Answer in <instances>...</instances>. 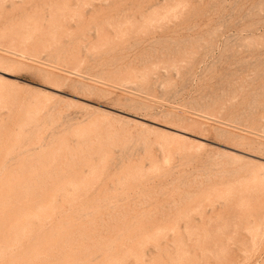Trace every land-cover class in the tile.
Wrapping results in <instances>:
<instances>
[{
	"label": "rangeland",
	"instance_id": "rangeland-1",
	"mask_svg": "<svg viewBox=\"0 0 264 264\" xmlns=\"http://www.w3.org/2000/svg\"><path fill=\"white\" fill-rule=\"evenodd\" d=\"M7 174L52 208L24 246L72 219L117 264H264V0H0Z\"/></svg>",
	"mask_w": 264,
	"mask_h": 264
},
{
	"label": "bare ground",
	"instance_id": "bare-ground-1",
	"mask_svg": "<svg viewBox=\"0 0 264 264\" xmlns=\"http://www.w3.org/2000/svg\"><path fill=\"white\" fill-rule=\"evenodd\" d=\"M19 181L21 180H12L11 174L5 175L0 181V264H117L127 255V250L123 249L127 246L125 241L118 243V238H112L95 243L88 232L72 219L66 222L59 220L51 227L49 234L37 237L27 246L22 245L21 238L36 233L49 218L52 208L47 204L30 206L14 202L12 199L17 195L15 188ZM41 208L43 214L39 212ZM40 214L44 216L43 219L32 220L37 219ZM76 232L82 237L77 238ZM103 246H106V251L100 261L94 262L86 256L81 257L80 253L85 255L88 249L94 251Z\"/></svg>",
	"mask_w": 264,
	"mask_h": 264
}]
</instances>
